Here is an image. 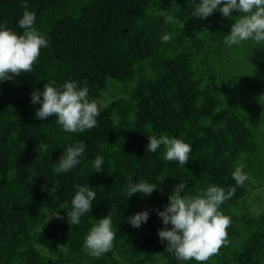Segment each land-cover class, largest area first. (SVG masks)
Instances as JSON below:
<instances>
[{"label":"trees","instance_id":"trees-1","mask_svg":"<svg viewBox=\"0 0 264 264\" xmlns=\"http://www.w3.org/2000/svg\"><path fill=\"white\" fill-rule=\"evenodd\" d=\"M26 2L49 46L31 73L0 83V264H181L160 241L164 225L155 211L181 181L188 195L212 184L236 188L221 209L232 219L227 242L204 264H264V213L253 215L247 203L251 181L264 185V49L250 42L228 48L234 20L219 11L206 20L190 16V0ZM24 3L0 0V22L22 32ZM168 16L175 22L165 23ZM70 79L87 81L90 97L106 105L83 133L63 131L55 115L37 119L39 105L31 103L35 89ZM151 135L189 143V162L165 161L164 146L147 152ZM77 141L87 145L81 164L57 174L63 149ZM97 155L105 159L100 173ZM241 164L249 176L243 186L232 178ZM139 178L157 190L126 197ZM86 183L96 199L72 226L62 206ZM145 209L149 220L133 227L128 217ZM58 211L63 219L53 216ZM105 215L113 219L114 247L94 258L85 237Z\"/></svg>","mask_w":264,"mask_h":264},{"label":"clouds","instance_id":"clouds-1","mask_svg":"<svg viewBox=\"0 0 264 264\" xmlns=\"http://www.w3.org/2000/svg\"><path fill=\"white\" fill-rule=\"evenodd\" d=\"M190 2L195 5L190 16L206 20L219 11L223 17L234 20L230 32L223 40L228 48H239L250 42L256 48L264 49V0H199V2L190 0ZM23 7L25 11L18 20V27L23 30L22 32L8 27L5 22H0V83L23 73H31L41 49L49 46V39L36 27V13L27 10L26 0ZM234 11L239 15L234 17ZM174 22L173 16L165 19V23ZM171 39V34H164L162 37L164 43L170 42ZM89 91L87 81H84L83 85L71 79L59 86L55 81L47 83L43 89H35L31 93V103L39 105L35 117L44 121L55 115V119L67 133H83L90 130L97 126V118L106 105L91 98ZM148 138L147 152L156 153L164 146L165 161H176L180 165L189 162L192 146L183 139L167 135L159 137L151 135ZM47 147L46 143L40 141L39 149L47 151ZM86 151L87 145L82 141L68 144L56 161L54 171L57 174L70 172L81 164ZM92 164L95 172L100 173L105 159L97 155ZM232 178L239 186H243L249 179L243 164L235 168ZM187 185V182L182 181L175 185L163 210L155 209L164 225L158 230V236L161 243L167 241L166 250L174 253L176 260L181 264L193 259L198 264H204L218 254L220 248L227 242V230L232 224V219L221 209L222 205L235 195L236 188L225 190L219 185L212 184L195 195H188L185 191ZM157 188V184L139 178L136 182L128 184L125 196L131 198L136 193H140L142 197L148 196ZM95 199L96 192L88 183L75 186L70 206L67 204L62 206V209L68 210L67 218L70 225L78 226L83 217L89 216ZM150 215L148 209L138 211L128 217V222L133 227L140 228L142 224L147 223ZM53 216L63 219L59 211ZM115 239L113 219L105 215L96 219L90 228L85 237L84 247L90 256L100 258L113 249Z\"/></svg>","mask_w":264,"mask_h":264},{"label":"rangeland","instance_id":"rangeland-1","mask_svg":"<svg viewBox=\"0 0 264 264\" xmlns=\"http://www.w3.org/2000/svg\"><path fill=\"white\" fill-rule=\"evenodd\" d=\"M110 101L111 99H108L106 103H109ZM251 187L253 189L247 199L249 210L253 215H260L264 213V185L259 186V182L253 179L251 181ZM159 264H162V262Z\"/></svg>","mask_w":264,"mask_h":264}]
</instances>
